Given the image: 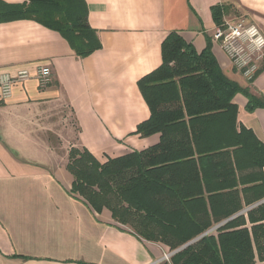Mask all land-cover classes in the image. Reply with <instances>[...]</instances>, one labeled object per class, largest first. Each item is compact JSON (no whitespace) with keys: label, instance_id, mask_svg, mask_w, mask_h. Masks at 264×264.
Masks as SVG:
<instances>
[{"label":"crops","instance_id":"0c3cea01","mask_svg":"<svg viewBox=\"0 0 264 264\" xmlns=\"http://www.w3.org/2000/svg\"><path fill=\"white\" fill-rule=\"evenodd\" d=\"M85 1L102 45L86 57L77 56L58 31L34 20L0 22V75L29 73L15 83L9 99L0 100V264H170L165 254L174 251L169 246L139 237L107 208L96 213L72 195L68 155L52 142L56 130L65 129L54 119L65 105L79 146L101 162L157 144L160 133H134L151 115L138 81L162 64V43L170 32H179L199 52L210 40L223 73L264 98V69L247 80L212 37L217 25L212 6L228 5L223 17L246 14L264 31V0ZM42 65L52 70L45 86L38 79ZM233 103L237 126L251 129L264 143V108L247 110L242 92ZM226 221L204 234L215 233Z\"/></svg>","mask_w":264,"mask_h":264},{"label":"trees","instance_id":"16d2710c","mask_svg":"<svg viewBox=\"0 0 264 264\" xmlns=\"http://www.w3.org/2000/svg\"><path fill=\"white\" fill-rule=\"evenodd\" d=\"M227 9L212 6L216 24ZM18 19L58 31L79 57L102 46L85 0L0 3V22ZM162 60L138 81L151 115L134 132L142 137L160 133V141L104 162L85 147L72 148L70 192L94 212L107 208L139 237L173 251L202 235L173 253L170 264L264 262V201L236 215L264 200V143L251 129L237 126L233 103L242 92L252 111L264 108V98L223 73L210 40L199 52L172 31L162 43ZM224 220L215 233L204 234Z\"/></svg>","mask_w":264,"mask_h":264},{"label":"built area","instance_id":"2783aa9c","mask_svg":"<svg viewBox=\"0 0 264 264\" xmlns=\"http://www.w3.org/2000/svg\"><path fill=\"white\" fill-rule=\"evenodd\" d=\"M212 37L229 58L232 66L249 81H253L264 64V31L259 25L247 17L235 19L223 17L222 22L213 30ZM29 76L27 71H21L17 77L3 73L0 75V100H7L13 94L15 83ZM52 70L48 65L38 68L40 85H48ZM173 253L165 254L167 260Z\"/></svg>","mask_w":264,"mask_h":264},{"label":"rangeland","instance_id":"374dc122","mask_svg":"<svg viewBox=\"0 0 264 264\" xmlns=\"http://www.w3.org/2000/svg\"><path fill=\"white\" fill-rule=\"evenodd\" d=\"M240 16L247 17L246 14H241ZM235 16H231V19H235ZM56 124L58 125L60 121L64 125L65 129L63 133H60L56 130V133L53 134L52 142L57 147H63V150H60L61 154L68 155V162H69V152L72 148L81 149L77 142V128L75 121L73 119V115L69 112L67 106L62 105L58 108L56 115L54 117ZM60 136H58V134Z\"/></svg>","mask_w":264,"mask_h":264},{"label":"water","instance_id":"95a60500","mask_svg":"<svg viewBox=\"0 0 264 264\" xmlns=\"http://www.w3.org/2000/svg\"><path fill=\"white\" fill-rule=\"evenodd\" d=\"M200 237H197L191 241H189L188 243L184 244L183 246L179 247L178 249H176L173 253L179 251V250H182L183 248L187 247L188 245L194 243L195 241H197Z\"/></svg>","mask_w":264,"mask_h":264}]
</instances>
